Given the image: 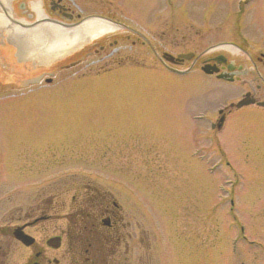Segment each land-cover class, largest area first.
<instances>
[{"label": "rangeland", "instance_id": "374dc122", "mask_svg": "<svg viewBox=\"0 0 264 264\" xmlns=\"http://www.w3.org/2000/svg\"><path fill=\"white\" fill-rule=\"evenodd\" d=\"M66 3L80 17L119 19L171 53L224 42L264 51V0ZM175 25L185 37L179 48ZM114 32L117 42L112 32L94 38L84 50L94 42L103 49L68 68L58 64L81 50L35 69L9 60L23 78L50 69L54 76L51 83L0 85V225L16 222L17 209L21 219L30 206L37 215L51 198L49 229L33 232L50 234L64 225L62 215L89 206L81 205L89 184L111 195L129 222L118 264H264V169L243 163V150L264 136L232 132L236 121L222 132L209 126L219 99L238 97L240 87L174 74L149 45ZM221 152L234 169L209 168L223 160ZM239 223L262 247L241 239L232 246Z\"/></svg>", "mask_w": 264, "mask_h": 264}, {"label": "flooded vegetation", "instance_id": "af4514ba", "mask_svg": "<svg viewBox=\"0 0 264 264\" xmlns=\"http://www.w3.org/2000/svg\"><path fill=\"white\" fill-rule=\"evenodd\" d=\"M33 2L39 3L46 16L45 20L61 26L77 23L83 18L69 9L66 0H8L11 8L9 18L7 17L8 20L24 22L32 26L40 23L41 19H38L39 17L32 7ZM114 21L118 24L116 30L120 29L127 32L126 39L131 38L132 44L139 41L142 45H149L156 61L174 74L187 75L192 73L197 75L199 79H208L223 88L227 86L240 87L238 97L219 99L220 104L215 110L216 117L210 123L211 130L222 132L228 122L232 124L236 121L237 124L233 125L232 132H239L243 136L252 135L251 132H254L264 136V129H262L264 127V51L260 49L249 50L243 44L232 43L233 46H218L221 43H213L199 48L176 50L171 53L164 50L162 45L153 46L138 29L121 22L119 19H114ZM114 31L112 36L115 37L112 39L117 42V33ZM16 37L18 36L16 35ZM184 38V34H180L178 25H175L172 38L174 46L181 47L184 44L182 42L185 40ZM15 40L13 34L8 36L5 30H0V85L16 84V86L26 87L32 85L29 79L35 74L23 78L15 72V66L31 61L30 68L35 69L37 65L44 67V63L37 61L38 64H36V61L30 58L21 57L19 49L14 43ZM188 41L191 40L188 39ZM95 44L97 43H92L85 50V46L80 48L78 52L80 50L81 52L76 59L69 63L66 61L59 63V68H68L70 63L72 66L77 65L88 55L103 49L102 44H98L97 48L94 46ZM66 57L67 53L59 59L63 60ZM10 59H14L15 66L8 65ZM59 59L55 60L54 63ZM204 67L208 70H204ZM39 75L40 79L43 78L46 83H51L54 71L52 69L42 71ZM237 125L241 126L242 129H238L239 126ZM245 144H247L246 138ZM221 157L223 160L219 164H224L229 169L235 168L225 152H221ZM243 161L245 164H252L264 169V140H261L253 151L243 150ZM88 187L91 188V191ZM84 188L85 192L82 195L88 197L89 201H83L81 205L88 203L89 206H81L82 210H79L81 208L79 207L73 212L62 215L65 218L64 225L58 229L55 228V231L51 230L50 234L36 236L33 232L38 230L40 233L49 229L48 222L52 218L51 198L47 199V208L37 215H35V209L30 206L24 219H21L17 209L15 215H12L14 221L17 220L16 222L9 221L0 225V264L120 263L115 254L123 242L125 249H128L127 239L131 237V233L127 231L126 226L129 222L111 195L100 196L98 188L96 186L90 187L89 184H86ZM90 192L95 195L89 199ZM75 198L76 196L73 197V201ZM230 202L233 203L232 198ZM238 230V240L241 239L251 246L262 247L261 241L253 237L249 238L244 233L246 228L243 224L238 226ZM21 234L27 235L26 240L20 238ZM19 250L24 252L21 259ZM126 261L127 258H125ZM240 264L245 263L241 261Z\"/></svg>", "mask_w": 264, "mask_h": 264}, {"label": "bare ground", "instance_id": "6f19581e", "mask_svg": "<svg viewBox=\"0 0 264 264\" xmlns=\"http://www.w3.org/2000/svg\"><path fill=\"white\" fill-rule=\"evenodd\" d=\"M40 23L35 26L8 20L11 8L8 0L0 1V30L15 37L20 56L38 59L49 64L66 53L80 48L84 43L116 29V24L102 18H86L78 25L61 26L45 20L39 3H32ZM8 17V18H7ZM16 35L18 37H16Z\"/></svg>", "mask_w": 264, "mask_h": 264}, {"label": "water", "instance_id": "95a60500", "mask_svg": "<svg viewBox=\"0 0 264 264\" xmlns=\"http://www.w3.org/2000/svg\"><path fill=\"white\" fill-rule=\"evenodd\" d=\"M183 56H187V55H183ZM203 69L204 70H208L206 67H204ZM37 80H38V78L31 79V81H37ZM25 237H27V235L21 234V237L20 238L23 239V240H26Z\"/></svg>", "mask_w": 264, "mask_h": 264}]
</instances>
